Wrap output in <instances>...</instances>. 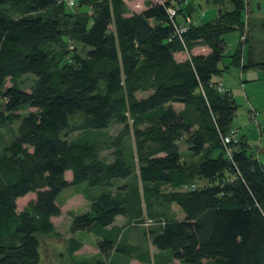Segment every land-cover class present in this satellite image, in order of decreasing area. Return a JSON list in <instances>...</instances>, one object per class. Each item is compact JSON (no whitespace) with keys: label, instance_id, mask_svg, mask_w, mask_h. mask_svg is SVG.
Masks as SVG:
<instances>
[{"label":"trees","instance_id":"obj_1","mask_svg":"<svg viewBox=\"0 0 264 264\" xmlns=\"http://www.w3.org/2000/svg\"><path fill=\"white\" fill-rule=\"evenodd\" d=\"M182 1L146 0L132 8L126 0H75L87 10L64 28L57 9H67L64 2L0 0V93L4 110L19 115L0 152V264H46L38 234L55 231L58 195L82 182L102 190L85 195L89 208L71 215L70 232L97 234L103 256L75 264H121L110 257L119 241L105 228L117 215L139 219L141 198L162 213L172 203L183 213L158 215L163 223L152 227V246L170 259L264 264V166L241 137L226 154L221 134L234 128L236 104L213 80L224 35L243 32L242 0H232L234 8L215 21L186 24L179 38L166 7L186 17ZM244 42L233 62L239 63ZM180 51L187 53L183 60L174 56ZM25 74L34 77L29 90L14 83ZM113 123L122 128L111 137L105 131ZM182 138L197 161L182 158ZM117 179L126 182L115 186ZM28 193L34 198L18 210L17 199ZM81 245L69 237L70 253Z\"/></svg>","mask_w":264,"mask_h":264},{"label":"rangeland","instance_id":"obj_2","mask_svg":"<svg viewBox=\"0 0 264 264\" xmlns=\"http://www.w3.org/2000/svg\"><path fill=\"white\" fill-rule=\"evenodd\" d=\"M129 6H133L140 1L146 0H126ZM241 19L243 21V32L239 29L231 30L224 35L225 50L224 56L218 63L219 73L213 76L215 82H220L224 88L228 89L233 96L236 104L233 116L230 120L231 126L237 129L239 137L245 139L247 146L246 150L254 157L258 158L264 166V0H242ZM131 6V7H132ZM87 6H82L75 2L74 5L68 6L67 9H58L59 17L62 25L69 23L72 15H75L82 10H87ZM180 7L188 11V16L176 14L181 22L185 18L191 19L188 23H200L201 21L212 20L219 18L217 9L221 11H229L234 8L232 0H183ZM133 8V7H132ZM6 11L11 16H17L18 13L5 6ZM45 14V11H41ZM175 16V17H176ZM244 34V35H243ZM246 39L247 42L242 44L239 63L232 61V55L235 52L240 40ZM68 43V42H67ZM50 50L61 48L60 45H52L48 47ZM78 51L84 52V49L78 45ZM252 63L253 65H249ZM243 65H247L242 67ZM33 75L25 74L19 77L14 83L21 89L29 90L33 84ZM9 80L5 85H10ZM146 92L138 93L144 95ZM4 99L0 93V152L4 146L12 139L15 129L19 121V115L10 114L4 110ZM19 110L18 113L24 114L28 111ZM122 126L118 123L111 124L106 128V133L111 137L116 136ZM78 131L72 132L70 135L78 134ZM185 139L179 140L182 158L188 161H197L199 156L193 155L189 150ZM126 145L129 153L133 156V140L131 136L126 137ZM232 147V146H230ZM109 148L107 143L101 146V154L107 156ZM135 162V161H134ZM66 176V175H65ZM69 177V173L67 174ZM204 181H196V185H202ZM102 190V186H94L89 189L85 182L70 185L61 190L57 197L60 206V213L52 216L51 220L55 227L52 233H39L41 261L46 264H75L78 260L92 261L95 255L89 252V247H94L92 241L93 232H87L76 235L77 233L70 232V222L72 213H80L87 206V193H97ZM71 193V194H70ZM70 194V195H69ZM73 194V196H72ZM72 196V197H71ZM71 197V198H70ZM34 198V193H28L21 197L17 203L18 210L28 206L30 200ZM64 199V200H63ZM141 217L137 220L129 219L127 225L129 227H140L143 234L152 227H157L160 224L158 215H173L178 214L171 207L167 212L158 211L153 208L150 201H145L141 198ZM147 206H151L149 209ZM179 217V216H178ZM153 221L150 223L148 219ZM71 233V235L69 234ZM74 237L78 241L85 242L83 254L79 255L80 251L70 253L68 251L69 237ZM95 236V235H94ZM97 249V244H96ZM81 256H84L80 258Z\"/></svg>","mask_w":264,"mask_h":264},{"label":"crops","instance_id":"obj_3","mask_svg":"<svg viewBox=\"0 0 264 264\" xmlns=\"http://www.w3.org/2000/svg\"><path fill=\"white\" fill-rule=\"evenodd\" d=\"M174 56L177 60H183L187 57V53L184 51H180V52H176L174 54ZM178 145H179V141H178ZM179 149H180V145H179ZM135 162H136V160H135ZM137 171H138V165L136 162L135 167H134V172L136 173V175H137ZM68 173H69V177L67 176ZM66 178L68 180L70 179V171H66ZM125 182H126V180H124V179H117V180H115V186L123 185V184H125ZM138 183H140V182H138ZM72 196H73V194H72ZM20 198L17 199V203H18ZM57 203L59 204L58 201H57ZM88 208H89V202L87 203V206L85 209H83V211L88 210ZM171 208L175 209V210L174 209L173 210L176 211V213L179 216L178 217L176 215L177 218L183 217V213L181 212V210L178 208L177 205L172 203ZM72 214H76V213H72ZM129 219H130V217L127 215H117L115 217L114 222L110 226L105 228L108 233L114 234L116 236V240L119 241L118 242L119 243L118 244L119 249H115L110 253V257L115 262H118L121 264H182L176 259H170L167 252H165L163 250H159V249L152 246L151 241H150V236H151V231L154 228H150L149 231L147 230L143 234V230H140V227L139 228L129 227L127 225V222ZM87 232H90V231H87ZM75 233H77L76 235L79 236L80 234L85 233V230L84 231H77ZM69 234L71 235V233H69ZM73 235H75V234L73 233ZM94 235L92 237L93 238L92 241L95 244V246L89 247L90 248L89 252H93V255H95L93 259L103 256L99 252L98 247L96 249L98 235L95 233H94ZM81 243H82L81 247L79 249L73 251V253H76L77 251H80V250H82V251L80 252L79 255L84 253L83 248L85 247L86 244L83 241H81ZM82 257H84V256H81L80 258H82ZM78 261H82V260H78ZM84 261H86L88 263L92 262V261H88V260H84Z\"/></svg>","mask_w":264,"mask_h":264},{"label":"built area","instance_id":"obj_4","mask_svg":"<svg viewBox=\"0 0 264 264\" xmlns=\"http://www.w3.org/2000/svg\"><path fill=\"white\" fill-rule=\"evenodd\" d=\"M246 1V0H244ZM59 2H64L67 6H72L74 5V0H59ZM166 12L168 15V18L171 20L173 27H174V32L181 38L182 32L186 30V24L190 22L191 19L185 18L183 22L177 24L175 22V16H176V8L173 6H167L166 7ZM215 87L217 88L218 91H223L224 87L220 82H215ZM239 136L237 134V129L231 128L226 134H221V141L222 144L224 145L225 152L228 156L231 154V147L230 145L238 143ZM148 221L152 223L153 219L149 218ZM163 223V222H160Z\"/></svg>","mask_w":264,"mask_h":264},{"label":"water","instance_id":"obj_5","mask_svg":"<svg viewBox=\"0 0 264 264\" xmlns=\"http://www.w3.org/2000/svg\"><path fill=\"white\" fill-rule=\"evenodd\" d=\"M221 12V8H218L217 9V13L219 14Z\"/></svg>","mask_w":264,"mask_h":264}]
</instances>
